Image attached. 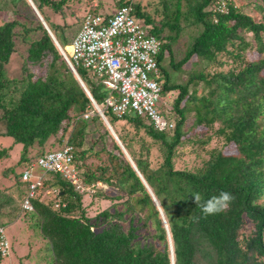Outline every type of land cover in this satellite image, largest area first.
Masks as SVG:
<instances>
[{
	"label": "trees",
	"instance_id": "trees-1",
	"mask_svg": "<svg viewBox=\"0 0 264 264\" xmlns=\"http://www.w3.org/2000/svg\"><path fill=\"white\" fill-rule=\"evenodd\" d=\"M30 1L59 46L68 50L82 16L69 36L65 20L57 16L65 4L79 7L81 0ZM213 3L163 0L161 20L140 12L132 0L116 4H130L159 41L156 60L161 95L170 94L165 103L173 116L171 129L159 130L132 112L116 116L103 106L108 89L85 68L74 66L148 191L98 113L82 117L92 108L90 99L29 0H0V9L13 13L0 23V137L19 144L18 161H25L29 147L42 148L49 137L67 132L65 140L58 138V147L45 152L68 146L70 164L82 174L80 185L97 186L93 196L111 201L90 219L80 203L81 193L90 189L79 192L57 171L50 172L46 183L43 179V185L55 189L60 206L37 196L31 200L33 209L23 212L36 216L39 233L48 242L49 264H264V0H226L225 12L213 11ZM83 8L96 12L95 7ZM181 19L195 34L175 58ZM29 31L39 35L27 44L22 75L9 77L4 66L14 39ZM34 65L44 66V74L34 78ZM117 121L127 123L131 133L118 134ZM89 122L99 130L94 149L84 148ZM8 148L0 146V157ZM152 148L158 154L155 164L149 159ZM184 148L191 155L189 166L174 167ZM90 156L102 161L95 171L84 164ZM18 178L21 200L25 185L20 173ZM221 190L235 199L226 211L204 216L192 195L201 194L203 203ZM10 203L0 191V209L14 210Z\"/></svg>",
	"mask_w": 264,
	"mask_h": 264
},
{
	"label": "built area",
	"instance_id": "built-area-1",
	"mask_svg": "<svg viewBox=\"0 0 264 264\" xmlns=\"http://www.w3.org/2000/svg\"><path fill=\"white\" fill-rule=\"evenodd\" d=\"M95 6L93 2L91 8ZM212 9L225 12L226 0H214ZM68 46V50H61V55L70 67L85 68L108 89L104 107L116 116L128 112L142 116L159 130L173 128V116L166 107V100L159 101L161 81L156 60L159 41L148 32L142 19L134 16L130 4L115 7L107 14L85 11ZM90 113L86 111L82 117L87 118ZM68 149L64 146L60 150L44 152L33 164L22 169L20 181L24 183L25 191L19 203L20 210H32L31 200L43 187L40 175L32 173L34 166L43 173L57 171L80 186L77 170L70 164ZM7 253L8 241L0 223V257Z\"/></svg>",
	"mask_w": 264,
	"mask_h": 264
},
{
	"label": "rangeland",
	"instance_id": "rangeland-1",
	"mask_svg": "<svg viewBox=\"0 0 264 264\" xmlns=\"http://www.w3.org/2000/svg\"><path fill=\"white\" fill-rule=\"evenodd\" d=\"M119 0H81L79 3V7H75L72 5L71 2H68L64 5L61 14L62 16L57 18L59 21L65 20L64 23L66 35L69 36L70 33L74 30L76 21L80 19L82 14L85 12L84 6L87 8L91 7L89 2L96 3L94 9L95 11L102 12V13H111L114 11L116 4ZM135 4H138L139 11L148 14L155 20H161L164 17V8L162 5L163 0H132ZM251 0H242L243 3ZM88 2V4H87ZM83 8V9H82ZM45 14L50 16L54 20V16L51 14L48 9H45ZM52 15V16H51ZM13 17V13L8 8L0 9V23L4 20H8ZM34 23L31 21L27 22V26L30 28L33 27ZM181 31L177 37V41L173 45L174 56L178 58L182 55V50L185 48V44L191 41L192 36L195 34V30L192 25H190L187 21L185 22L181 19ZM31 32V31H29ZM39 35L37 32L28 33L24 38L16 37L14 39V50L10 54L8 62L5 64V71L7 76L12 78H20L21 77V64L23 62L24 56L26 54V47L28 42L37 37ZM61 51V50H60ZM59 51V52H60ZM61 54V53H60ZM247 57L250 58L251 56L247 54ZM194 60V57L191 58ZM190 64H186L184 68L187 70L189 69ZM30 70L34 71V78L38 75L41 76L45 72V67H37L36 65L30 66ZM208 70H212V68H208ZM170 94H167V98ZM166 97L161 95L160 96V103L163 100H166ZM91 112L89 115L96 112L95 108L92 105V108L88 110ZM88 119V117H87ZM115 129L117 130L118 134L120 133H131V129L127 123L123 121H117L114 123ZM68 128V127H67ZM2 130L0 124V131ZM99 130H93L92 123H88V127L86 129V133L84 135V148L93 147V141L97 140V132ZM111 134V133H110ZM67 132H58L56 136L49 137L48 140L45 142L42 148L36 146L35 144L32 147H29L26 152V160L25 161H18L19 154H20V145L15 144L11 145V139L6 138L2 139L0 137V146L1 147H9L7 151V155L0 157V191L5 193L11 203V206H15L14 210H11L9 206L2 207L0 211L2 215H0V222L3 223V231L8 241V253L6 256L0 259V264H49L51 261V255L48 247V242L44 239L41 234L39 233L37 224H36V216L31 212H23L20 211L19 199L22 193V184L19 182V173L22 169L30 164H33L35 157L46 150L58 147L57 141L60 136L63 140L67 137ZM119 140V139H118ZM115 141V140H114ZM62 143V142H61ZM10 145V146H9ZM99 145V144H98ZM106 148H110V143L106 144ZM185 149V148H184ZM185 152L182 153L178 158L174 160V167L178 166H189V158L190 156ZM150 161L151 164H155L156 160L158 159L157 151L152 148L150 150ZM28 162V163H26ZM102 163V161H98L97 158L94 156H90L85 158L84 164L89 166V169L92 171L96 170L97 164ZM32 173L36 175H40L39 178L45 180L51 179L50 172L44 173L43 171L34 166L32 168ZM78 178L82 177L81 171L77 170ZM17 179V180H16ZM74 183V184H73ZM73 186L79 192L82 191L83 188H87L86 186L80 187L78 183L73 181ZM100 186V185H98ZM52 187H47L43 185L42 188L39 189L38 198L44 202H51L53 205L56 202L54 197V191L51 190ZM88 193V194H85ZM85 194V195H83ZM97 194V186L90 188V191H86L81 193L82 198L80 199L81 206L84 211V215L91 218L97 214V212L101 211L103 208L109 206L111 201L104 200L102 198H98V196H93ZM54 199V200H53ZM102 199V200H101ZM49 200V201H48ZM53 201V202H52ZM54 208H57L54 206ZM110 208V207H109ZM77 214V213H74ZM92 221V220H91ZM96 226L93 227L95 229ZM97 230V229H96ZM247 227L245 228V232H247ZM264 236V234H263ZM264 260V258H261Z\"/></svg>",
	"mask_w": 264,
	"mask_h": 264
},
{
	"label": "clouds",
	"instance_id": "clouds-1",
	"mask_svg": "<svg viewBox=\"0 0 264 264\" xmlns=\"http://www.w3.org/2000/svg\"><path fill=\"white\" fill-rule=\"evenodd\" d=\"M61 50H63V48H61ZM44 173L46 174L47 172H44ZM79 183H80V178H79ZM80 187H82V186L80 185ZM90 188H91V186L89 188L87 187L85 189H90ZM51 190L55 192V189L51 188ZM38 194H39V192L37 193L36 197L38 196ZM192 197H193V201L195 204H200L201 212L204 216L215 215V214H218L220 212L226 211L229 208L231 202L235 199V197L231 193H229L227 191H223V190H221L217 195H213V196L209 197L207 200H203V203H201V201L203 199L201 194L196 193V194L192 195ZM55 203H57L56 207L60 206V203H58V202H54L53 206ZM194 219H198V218H194Z\"/></svg>",
	"mask_w": 264,
	"mask_h": 264
},
{
	"label": "water",
	"instance_id": "water-1",
	"mask_svg": "<svg viewBox=\"0 0 264 264\" xmlns=\"http://www.w3.org/2000/svg\"><path fill=\"white\" fill-rule=\"evenodd\" d=\"M30 5L32 6L33 10L35 11L38 19L41 21L42 25L44 26V28L46 29V32L50 35V37L52 38L56 48L60 51L61 47L59 46V44L57 43V41L55 40L53 34L51 33V31L49 30V28L47 27V25L45 24V22L42 20L41 16L38 14L37 10L35 9V7L33 6V4L31 3V1L29 0ZM61 52V51H60ZM64 59V58H63ZM64 61L66 62L67 66L69 67L70 71L73 73V75L76 77V79L78 80L79 84L81 85L83 91L86 93V95L88 96V98L90 99L91 104L94 106V108L96 109L98 115L100 116V118L102 119V121L104 122V124L106 125V127L108 128L109 132L111 133L112 137L114 138L115 142L118 144V146L120 147V149L122 150L123 154L125 155V157L127 158V160L130 162V164L132 165V167L134 168V170L137 172L138 176L140 177V179L142 180L143 184L145 185V187L147 188V190L149 191V188L147 187V185L145 184L144 180L142 179L141 175L138 173L137 169L135 168L134 164L132 163V161L130 160L128 154L126 153V151L124 150V148L122 147L121 143L119 142L117 136L115 135V133L113 132L112 128L110 127V125L108 124L106 118L104 117V115L102 114V111L98 108V106L96 105V103L93 101V99L91 98L89 92L87 91V89L85 88L84 84L82 83V81L80 80V78L78 77L76 71L70 67L69 63L67 62L66 59H64ZM151 194V192H150ZM153 201L155 202V204L157 205L156 200L154 199V197L152 196Z\"/></svg>",
	"mask_w": 264,
	"mask_h": 264
},
{
	"label": "crops",
	"instance_id": "crops-1",
	"mask_svg": "<svg viewBox=\"0 0 264 264\" xmlns=\"http://www.w3.org/2000/svg\"><path fill=\"white\" fill-rule=\"evenodd\" d=\"M87 4H88V2H87ZM91 4H92V3H91V2H89V4H88V5H90V6H91Z\"/></svg>",
	"mask_w": 264,
	"mask_h": 264
}]
</instances>
